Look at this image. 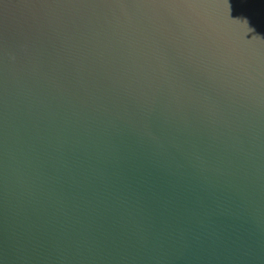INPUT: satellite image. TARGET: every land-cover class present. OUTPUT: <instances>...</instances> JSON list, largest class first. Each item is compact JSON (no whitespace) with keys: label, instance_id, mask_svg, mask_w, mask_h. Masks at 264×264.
Returning a JSON list of instances; mask_svg holds the SVG:
<instances>
[{"label":"water","instance_id":"obj_1","mask_svg":"<svg viewBox=\"0 0 264 264\" xmlns=\"http://www.w3.org/2000/svg\"><path fill=\"white\" fill-rule=\"evenodd\" d=\"M0 264H264V0H0Z\"/></svg>","mask_w":264,"mask_h":264},{"label":"clouds","instance_id":"obj_2","mask_svg":"<svg viewBox=\"0 0 264 264\" xmlns=\"http://www.w3.org/2000/svg\"><path fill=\"white\" fill-rule=\"evenodd\" d=\"M238 22H239V23H242L244 26L248 27L249 32L254 31L253 29H251V28L249 27L247 19H238Z\"/></svg>","mask_w":264,"mask_h":264}]
</instances>
